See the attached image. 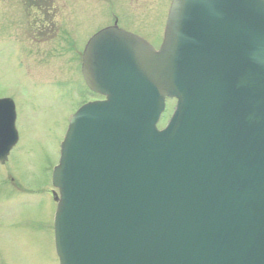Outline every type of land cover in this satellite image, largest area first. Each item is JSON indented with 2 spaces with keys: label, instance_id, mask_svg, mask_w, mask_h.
<instances>
[{
  "label": "water",
  "instance_id": "water-1",
  "mask_svg": "<svg viewBox=\"0 0 264 264\" xmlns=\"http://www.w3.org/2000/svg\"><path fill=\"white\" fill-rule=\"evenodd\" d=\"M83 72L107 100L54 171L62 264H264V0H176L160 51L106 27ZM166 95L182 105L158 131ZM14 122L0 99L3 160Z\"/></svg>",
  "mask_w": 264,
  "mask_h": 264
},
{
  "label": "rangeland",
  "instance_id": "rangeland-1",
  "mask_svg": "<svg viewBox=\"0 0 264 264\" xmlns=\"http://www.w3.org/2000/svg\"><path fill=\"white\" fill-rule=\"evenodd\" d=\"M136 1L115 0L116 10ZM54 2L60 14L44 27L38 14H25L23 0H0V96L16 100L20 133L7 165H0V264H58L51 168L73 109L88 99L80 71L85 44L117 17L159 41L168 0H141L133 10L141 14H112V0Z\"/></svg>",
  "mask_w": 264,
  "mask_h": 264
},
{
  "label": "flooded vegetation",
  "instance_id": "flooded-vegetation-1",
  "mask_svg": "<svg viewBox=\"0 0 264 264\" xmlns=\"http://www.w3.org/2000/svg\"><path fill=\"white\" fill-rule=\"evenodd\" d=\"M26 1V14H57V12L49 6L45 0H23ZM36 5V6H35ZM43 6V7H41ZM36 8V9H35Z\"/></svg>",
  "mask_w": 264,
  "mask_h": 264
}]
</instances>
